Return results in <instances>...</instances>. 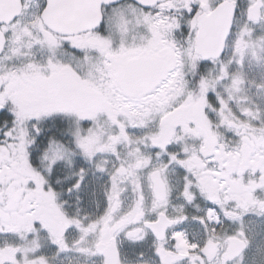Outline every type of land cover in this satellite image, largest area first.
<instances>
[{
  "label": "snow or ice",
  "instance_id": "snow-or-ice-1",
  "mask_svg": "<svg viewBox=\"0 0 264 264\" xmlns=\"http://www.w3.org/2000/svg\"><path fill=\"white\" fill-rule=\"evenodd\" d=\"M0 264H264V0H0Z\"/></svg>",
  "mask_w": 264,
  "mask_h": 264
}]
</instances>
